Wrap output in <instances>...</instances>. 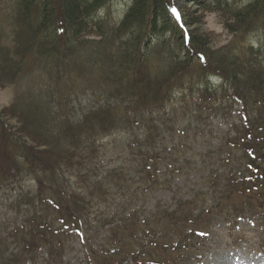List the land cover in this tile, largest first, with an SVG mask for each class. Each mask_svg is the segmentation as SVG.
Here are the masks:
<instances>
[{"label":"rangeland","instance_id":"374dc122","mask_svg":"<svg viewBox=\"0 0 264 264\" xmlns=\"http://www.w3.org/2000/svg\"><path fill=\"white\" fill-rule=\"evenodd\" d=\"M132 1L110 0L106 7L94 12L93 18L114 25L123 19ZM204 1L179 0L178 4L196 39L200 34L211 33L207 38V50L209 54L217 53L209 55L210 60L216 56L227 59V48L230 47L232 58L238 54L245 61L258 56L264 69V20L259 19L250 29L243 28L249 31L232 33L226 28L225 18L220 12L201 10L200 4ZM229 1L232 6L241 8L253 0ZM17 2L0 0V57L8 46H13L11 15L17 9ZM98 40L99 37L93 36L83 46L56 44L46 53H34L23 61L11 80L0 84V116L3 117L0 121V166L6 167L5 172H24L15 183H0V236L13 227L17 217L5 206L2 209V203L15 200L19 193H37L38 187L51 188L41 192L50 204L54 202L50 198H54L56 190L64 189L69 201L76 193L88 192L94 182L93 172H96L101 175V182L96 187L100 193L93 197L97 200L94 204L102 203L113 212L121 206H126L129 211L140 206L152 211L157 206L154 212L161 213L169 204L190 196L195 184L189 180L197 179L194 174L209 173L198 187L230 188L229 172H254L248 169L250 161L252 164L261 159L257 166L262 159L264 161V130L260 133L261 129L257 127L258 122L264 119V101H260L264 97L263 82H256L255 91L246 95L241 89L236 90L229 78L215 71V67L204 72L197 62L188 71L194 72L197 79L201 75L207 79L184 87L177 84L169 91L168 102L155 106V112L159 110L164 119H152L153 113L146 110L131 113L134 105L117 101L115 88L119 83L123 85V93L128 95L131 92V65L122 64L121 70L116 71L120 58L113 53L105 60ZM166 40L173 44L169 52L174 55L175 51L180 52L179 38L168 35ZM146 61L153 78L159 79L168 71L170 59L158 46L152 47ZM108 63L113 68L111 71ZM117 76L119 80H115ZM205 85L210 89L205 90ZM105 90L110 93L105 94ZM107 96L112 99L111 107H107L109 119L102 124L108 129L102 132L100 116L95 111L108 104ZM134 114L145 120L132 122ZM245 114L255 124L253 129H247L249 124ZM3 120L16 129L23 126V130L30 132L19 131L16 134L4 126ZM233 140L235 145L231 143ZM146 147L162 149L150 162H146L141 156V148ZM259 147L263 151H256ZM68 155L64 169L52 165L54 157L66 158ZM197 158L201 159L200 163L191 162ZM222 158L227 161L222 163L218 160ZM171 161H180L181 164ZM30 172H44L41 175L42 186L37 176ZM149 172L164 179L170 176L171 183L151 190L145 182L136 181L147 177ZM257 172H264V167ZM87 177L91 182H85ZM235 186L242 189L239 184ZM136 187L153 193L150 198L134 199L131 191ZM109 188L111 193L104 198ZM246 188L244 183L243 189ZM227 193L230 196L228 200L212 201L218 214L222 215L204 214L197 221L198 227L211 233L209 237L188 239L180 255L171 256L173 259H187L185 262L188 264H264V234L260 233L264 220L260 215L245 219L240 213L241 207L255 206L249 196L231 191ZM26 202L24 198L18 200L21 205ZM201 203L202 200L196 202ZM36 205L42 210L46 208V203L40 199ZM52 206H48L49 216L55 212ZM94 215L90 214V218ZM124 217H128L126 212ZM72 219L76 218L72 216ZM83 228L92 227L89 223ZM133 228L130 224V230ZM81 241L80 235L66 238L65 264H87L85 256L90 257V252L81 246ZM148 252L154 255L161 253V249ZM165 256L168 257L167 254ZM103 259L108 264H115L113 259ZM86 260L90 261L89 258Z\"/></svg>","mask_w":264,"mask_h":264},{"label":"trees","instance_id":"16d2710c","mask_svg":"<svg viewBox=\"0 0 264 264\" xmlns=\"http://www.w3.org/2000/svg\"><path fill=\"white\" fill-rule=\"evenodd\" d=\"M109 1L18 0L17 9L11 15L13 46H8L6 52L0 57V84L11 80L23 61L30 55L46 53L56 44L83 46L93 36L99 37L97 42L101 43V53L105 60L113 53L120 58V65L116 71L121 70L122 64L131 65V92L128 95L123 93L121 90L123 85L119 83L115 88L118 96L117 101L120 104L134 105L131 113L138 110L153 113L152 119H164L159 110L158 113L155 112V106L158 107L168 102L169 91L177 84H182L184 87L207 79L204 75L197 79L194 72L188 71L189 67L197 62L204 72L215 67L217 69L215 71L229 78L228 81L236 90L239 88L246 95L255 91L253 88H255L256 82L264 83L263 64L258 56L257 58L250 57L245 61L238 54H234L235 58H232L230 56L231 48L228 47L227 59L222 60L216 56V59L211 61L209 55L217 53L210 52L209 54V50H207L209 49L207 48L209 43L207 38L211 33L205 32L204 35H198V39L195 38L186 22V16L178 4L179 0H133L123 19L116 24H105L103 20H94V12L106 7ZM200 7L204 12H220L225 18L226 28L232 33L249 31L243 30V28L250 29L259 19L264 20V12L260 15V12L264 10V0H253L241 8L232 6L229 0H205L200 4ZM175 9L180 12L182 23L188 29V37L174 14ZM103 19L105 20V18ZM192 19L190 17V21ZM234 24L236 25L234 26ZM168 35L180 39L181 50L180 52L175 51L176 55L169 52L173 44L166 40ZM153 46H158L170 59L168 71L159 79L152 77L150 66L146 61ZM108 66L111 71L113 69L111 64L108 63ZM115 80H119L118 76ZM204 88L209 90L210 86L205 85ZM104 93L109 94L110 92L105 90ZM109 97L106 98L108 104L101 106L102 110L96 109L95 111L100 116L102 132L108 129L102 124V121L109 119V116L106 115L108 105L111 107L112 99ZM262 99L260 101L263 102L264 97ZM11 110L10 108L9 111ZM156 114H158L157 118ZM9 115L11 116V112ZM245 116L247 117L246 114ZM12 117H14L13 114ZM2 118L0 116V121ZM142 120L145 118L134 114L132 122ZM3 122L8 130H12L16 134L19 131L28 134L30 132L23 130V126L16 129L7 121L3 120ZM247 122L249 124L247 129H253L252 125L255 124L251 123V118L247 117ZM263 122L264 119L258 122L259 126L257 127L261 129L260 133H263L264 130ZM240 139L242 140V138ZM231 143L234 144L236 141L233 140ZM141 149V156L146 162H150L149 160L153 159L156 153H160L162 148L146 147ZM256 151L261 152L263 148L259 147ZM69 157V155L66 158L63 156L54 157L52 165L64 169ZM224 159L218 160L224 163L223 161H227ZM248 159L250 158L248 157ZM259 160L261 159L253 161L252 164L250 161L248 169L261 170L264 167V161L262 159V162L257 166L256 163ZM200 161L201 159L197 158L191 162L198 164ZM202 161L205 162V159ZM170 163L181 164L180 161H171ZM5 170L6 167L0 166V183L8 181L12 184L24 175V172L13 173L5 172ZM30 173L37 176L39 185L42 186L41 175L44 172ZM155 173L157 174V172ZM93 174L94 182L88 192L82 193V195L76 193L74 199L69 201L64 189L56 190L54 198H50L54 202L50 204L41 192L45 191L44 189L51 190V188L38 187L37 193L26 191L19 193V197L8 204L2 203V209L5 206L7 210L17 214V217L13 221V227L8 228L5 234L0 236V264H65L64 256L67 249L65 240L72 235H77V231L82 233L81 246L90 252V257L85 256L87 264L88 262H90L89 264H96L95 262L108 264L103 258L113 259L115 264H125L129 261L132 264H183L186 259L180 260V257L173 259L171 256L179 255L184 242L190 238L193 240L192 238L196 237L198 231H206L198 227L197 221L200 217L204 214L222 215V213L218 214L212 201L228 200L230 196L227 191L249 196L255 206L241 207L240 210L251 217L260 215L264 220V172H250L253 179H246L247 176L243 175V181L241 180L243 172H229L230 188L223 186L214 189L198 187L204 183L209 173L207 175L201 172L194 174L197 179L189 180L195 184L190 196L181 197L174 204H169L161 213L154 212L157 206L152 211L145 210L143 206L131 208L129 211L126 206H121L116 212L115 210L113 212L110 207L103 206L102 203L94 204L97 200H94L93 197L100 193L96 187L101 182V175H97L96 172ZM136 181L145 182L151 190L171 183L170 176L168 179H164L152 172H149L147 177H141ZM85 182H91V178L87 177ZM244 183L247 186L246 189H243ZM237 184L242 189H238V186H235ZM151 190H142L141 187H136L131 191V197L134 199L150 198L153 193ZM110 193L111 189L109 188L105 192L104 198ZM22 198L27 202L22 205L18 204V200ZM37 199L46 203L45 210L36 205ZM65 199L66 202H64ZM198 200H202V203L196 204ZM52 205H54L55 212L49 216L48 206L52 208ZM225 210L229 212V209ZM125 212L128 217H124ZM93 213H95L94 217L90 218V214ZM72 216L76 219L73 220ZM89 223L92 228L84 229V225L86 224L88 227ZM130 224L134 226L132 230H130ZM189 230L191 233L188 232ZM150 249H161V253L150 255L151 253L148 252ZM88 258L90 261L86 260Z\"/></svg>","mask_w":264,"mask_h":264}]
</instances>
